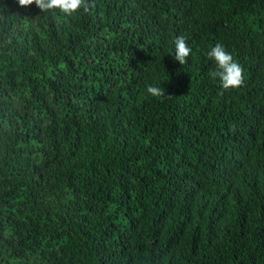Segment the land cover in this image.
I'll use <instances>...</instances> for the list:
<instances>
[{"label":"trees","instance_id":"1","mask_svg":"<svg viewBox=\"0 0 264 264\" xmlns=\"http://www.w3.org/2000/svg\"><path fill=\"white\" fill-rule=\"evenodd\" d=\"M88 4L67 17L0 0V251L264 264V0ZM216 44L241 87L209 76Z\"/></svg>","mask_w":264,"mask_h":264},{"label":"clouds","instance_id":"2","mask_svg":"<svg viewBox=\"0 0 264 264\" xmlns=\"http://www.w3.org/2000/svg\"><path fill=\"white\" fill-rule=\"evenodd\" d=\"M33 4L40 12L59 10L62 15L67 17L73 16L81 9L84 12L89 10L88 0H18V5L22 8H28ZM173 43L175 47L173 60L183 66L187 63L192 49L188 46L183 35L176 37ZM208 58L213 60L216 65L215 70L209 72V76L214 80L218 79L223 90L237 89L242 86L244 82L243 68L221 44H216L210 49ZM165 91L159 86H146L147 94L153 98L166 97Z\"/></svg>","mask_w":264,"mask_h":264},{"label":"rangeland","instance_id":"3","mask_svg":"<svg viewBox=\"0 0 264 264\" xmlns=\"http://www.w3.org/2000/svg\"><path fill=\"white\" fill-rule=\"evenodd\" d=\"M0 264H33L31 261L19 260L9 257L4 251H0Z\"/></svg>","mask_w":264,"mask_h":264}]
</instances>
